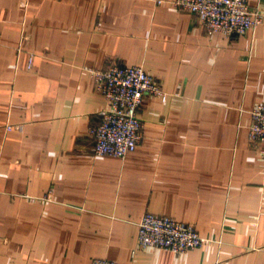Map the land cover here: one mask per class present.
Masks as SVG:
<instances>
[{"label":"crops","instance_id":"1","mask_svg":"<svg viewBox=\"0 0 264 264\" xmlns=\"http://www.w3.org/2000/svg\"><path fill=\"white\" fill-rule=\"evenodd\" d=\"M172 0H0V264H264L262 22L207 34ZM30 58V64H29ZM141 65V137L94 154L104 98L92 69ZM21 124V132L5 131ZM144 212L194 227L182 253L136 246Z\"/></svg>","mask_w":264,"mask_h":264},{"label":"built area","instance_id":"2","mask_svg":"<svg viewBox=\"0 0 264 264\" xmlns=\"http://www.w3.org/2000/svg\"><path fill=\"white\" fill-rule=\"evenodd\" d=\"M171 4L175 9L193 14L207 34L240 35L254 30L263 19L260 7L250 5L248 0H172ZM90 75L94 90L105 100L98 123L88 128L92 151L122 158L135 148L141 137L137 108L142 97L151 95L164 102L167 93L141 65H111L92 69ZM4 130L21 132L22 125L5 124ZM248 137L251 143L258 144L257 155L264 160V101L250 111ZM205 241L192 225L170 216L144 212L137 222L138 248H157L177 254ZM89 264L117 262L95 257Z\"/></svg>","mask_w":264,"mask_h":264}]
</instances>
